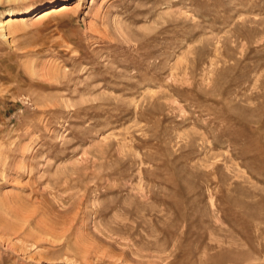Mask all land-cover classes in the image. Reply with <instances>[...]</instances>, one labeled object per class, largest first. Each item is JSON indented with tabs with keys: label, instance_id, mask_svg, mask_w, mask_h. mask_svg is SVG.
<instances>
[{
	"label": "rangeland",
	"instance_id": "374dc122",
	"mask_svg": "<svg viewBox=\"0 0 264 264\" xmlns=\"http://www.w3.org/2000/svg\"><path fill=\"white\" fill-rule=\"evenodd\" d=\"M10 10L0 264H264V0Z\"/></svg>",
	"mask_w": 264,
	"mask_h": 264
},
{
	"label": "bare ground",
	"instance_id": "6f19581e",
	"mask_svg": "<svg viewBox=\"0 0 264 264\" xmlns=\"http://www.w3.org/2000/svg\"><path fill=\"white\" fill-rule=\"evenodd\" d=\"M68 7L69 6L67 4H65V3H59L57 5L47 7V8L43 9L40 12V16L39 17L40 18H47V17H49L51 15L59 14V13H61L63 11H66ZM13 12H14L13 10H10V11L7 12V15L4 18L5 21L3 20L4 22L2 21L0 23V28L1 29H4L5 27L9 28V26H11L17 20L16 17L13 15ZM39 17H38V19H39Z\"/></svg>",
	"mask_w": 264,
	"mask_h": 264
}]
</instances>
